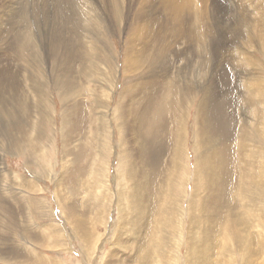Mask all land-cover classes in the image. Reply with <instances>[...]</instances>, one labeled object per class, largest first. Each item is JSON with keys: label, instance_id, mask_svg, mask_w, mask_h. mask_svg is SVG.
<instances>
[{"label": "rangeland", "instance_id": "1", "mask_svg": "<svg viewBox=\"0 0 264 264\" xmlns=\"http://www.w3.org/2000/svg\"><path fill=\"white\" fill-rule=\"evenodd\" d=\"M193 3L182 8L185 26L200 24L207 36L187 45L163 0H0V264H141L150 255L148 264H199L204 254L208 264L264 263V0ZM162 77L166 113L146 125L129 106ZM204 89L211 93L200 118ZM126 102L127 118L141 119L135 147L119 122ZM181 127L186 168L174 191L171 135ZM130 152L142 155L130 160ZM133 162L136 177L127 172ZM210 177L222 187L207 225L213 233L205 229L210 200H197ZM132 178H142L137 188L147 194L140 222L128 212ZM233 213L248 220L249 249L233 245L225 228ZM157 222L166 234L155 240ZM136 223L146 224L139 252ZM203 231L212 251L204 250Z\"/></svg>", "mask_w": 264, "mask_h": 264}, {"label": "bare ground", "instance_id": "2", "mask_svg": "<svg viewBox=\"0 0 264 264\" xmlns=\"http://www.w3.org/2000/svg\"><path fill=\"white\" fill-rule=\"evenodd\" d=\"M195 2H196V0H194ZM103 2V1H102ZM163 2H165V3H167V6L166 7H168L169 8V10H170V12L176 17V25H177V31H176V33H175V35H177V33H179V34H184L185 36H186V38H187V45H189L193 40H195L194 38L196 37V35L198 34V33H200L201 34V36L203 37L204 36V34H205V36H207V33H205V32H203L204 31V29H202V26H201V29H199V30H197L198 28H200V24L199 25H197V26H194L193 28H197L196 30L194 29V30H192L191 29V27H190V25L187 27V26H185V23L186 24H188L187 22H184L183 21V19L185 18H183V12H181L182 11V8L183 7H187V6H189L190 7V9H192V8H194V6H195V3H193V0H163ZM202 2V1H201ZM215 2V1H214ZM189 3V4H188ZM204 3L202 2V9H204L205 8V5H203ZM24 5V4H23ZM3 6V5H2ZM19 6V5H18ZM218 6V5H217ZM185 7V8H186ZM187 10V9H186ZM195 10V9H194ZM193 10V11H194ZM205 10V9H204ZM203 10V11H204ZM113 15V14H112ZM99 16H101V15H99ZM2 18V17H1ZM186 20V19H185ZM108 21V20H107ZM182 21H183V23H182ZM3 22V21H2ZM152 24V23H151ZM153 24H155L154 22H153ZM202 24V23H201ZM148 25V24H147ZM145 26V25H144ZM203 27H204V23H203ZM142 28L143 27H141V28H139V31H136L137 33H134V34H136L137 36L136 37H134V46L137 44V42L138 41H140L142 38H143V30H142ZM137 30V29H136ZM148 30H149V28H148ZM149 31H151V29L149 30ZM147 33H150V32H148L147 31ZM146 33V36L148 35ZM161 34V33H160ZM182 35H181V37H182ZM150 36V35H149ZM173 36V35H172ZM153 37V36H152ZM184 37V36H183ZM147 38V37H146ZM151 38V37H150ZM186 38H185V40H186ZM145 39V38H144ZM156 39V38H155ZM162 39V38H161ZM149 40V39H148ZM175 40L177 41L178 40V38L176 37L175 38ZM174 40V41H175ZM150 41V40H149ZM152 41V40H151ZM158 41V40H157ZM263 41H264V39H263ZM148 42V41H147ZM146 43V42H145ZM149 44V43H148ZM67 45L68 46H70V43L68 44L67 43ZM169 45V44H168ZM191 45V44H190ZM158 46H161V45H158ZM164 47H165V43H164ZM187 47V46H186ZM148 47H147V45H144V44H142V46H141V48L139 49L142 53L144 52V51H146V49H147ZM166 48V47H165ZM155 49H157V48H155ZM154 49V50H155ZM156 51V50H155ZM153 56V55H152ZM148 57V56H147ZM187 57V56H186ZM158 59H162V57H159ZM188 59V58H187ZM136 62V61H135ZM131 63V62H130ZM138 64H140V62H138L137 64H136V66H138ZM143 65V64H142ZM213 66V65H212ZM139 67V66H138ZM2 72V71H1ZM1 74V73H0ZM185 74V73H184ZM187 74V73H186ZM21 75V74H20ZM2 76V75H1ZM22 76V75H21ZM152 75H150V77H151ZM154 77V76H153ZM151 79V78H150ZM167 80H169L171 83H172V80H170L169 79V77H167ZM175 80V79H174ZM152 82L149 84V90L148 91H146V92H138V93H136V94H134V97H135V99H134V101L130 104V106H129V111L132 109V108H138L139 109V112H140V116L142 117L141 119H142V122H144L146 125L147 124H154V122L155 121H158V120H162V117L164 116V114L166 113V112H164V109H165V106H166V104H168L167 103V101L166 100H164V98H166V97H162L161 96V91H157V89L160 87H162V85H163V83L166 81L163 77L160 79V78H153V80H151ZM193 81V80H192ZM176 82V81H175ZM193 83V82H192ZM168 84V83H167ZM175 86V85H174ZM259 87H260V85H258ZM197 87V86H196ZM262 87V86H261ZM171 88H172V86H171ZM193 89L194 90H196L194 87H193ZM168 90V89H167ZM201 90V89H200ZM253 91V90H252ZM209 92L210 91H207V90H205L204 89V92H200V93H198L199 95H202L201 96V99H200V101L198 102V105H197V115H199V117L201 118H204L203 117V114H205V113H203L204 111H205V108L207 107V100H208V102H209V99H208V94H209ZM250 92V91H249ZM211 93V92H210ZM254 93V92H253ZM210 95V94H209ZM168 96H171V101H170V103H169V106H168V108L170 107L171 108V110L172 111H174V113H173V116H172V121H173V128L175 129V128H178L179 129V127H180V121H181V119H182V117H180L179 115H177V110H178V108H177V105H178V101H177V96H175V92L173 91V90H171L170 92H169V95ZM180 97L182 96V95H179ZM161 99V100H163V101H160L159 99ZM127 102H128V100H127ZM127 102L126 103H123V105L121 106V109L123 110V109H125L126 108V106H127ZM160 105H159V104ZM166 103V104H165ZM194 106V105H193ZM195 107V106H194ZM136 111H137V109H136ZM189 111V110H188ZM121 112L122 111H119L118 113H120V116H121V118L119 119L120 121L119 122H121V121H123L124 122V126H125V128H128V138H129V132H131V137L129 138L130 140H131V144H132V146H134L135 144L133 143V142H137L138 140H140L139 138H141L140 137V135H138V134H141V130H140V127H138L140 124H138V123H140V116H134L135 115V113H134V115H133V118L132 119H129V118H127V112H126V110H123V113L121 114ZM134 112V111H133ZM132 112V113H133ZM196 112V111H195ZM117 113V114H118ZM131 113V112H130ZM188 114V113H187ZM131 115V114H130ZM138 115V114H137ZM129 116V115H128ZM188 116V115H187ZM117 118H118V116H117ZM146 119V120H145ZM118 121V120H117ZM258 121V120H257ZM122 122V123H123ZM183 122H185V117H184V119H183ZM200 122H201V120H200ZM195 123V122H194ZM202 123H203V121H202ZM198 124V123H197ZM257 124V123H256ZM263 124V123H262ZM182 125V124H181ZM195 125V124H194ZM143 126V125H142ZM141 126V127H142ZM150 126V125H149ZM203 126V125H202ZM260 126V125H259ZM138 127V128H137ZM148 127V126H147ZM183 127V126H182ZM181 127V132H180V134L178 133L177 134V132H176V130L174 131V133H173V135H171L172 136V139H171V141H173V142H171V144H172V149L170 150V157H171V159H170V164L172 165V169H174V173L175 174H173V175H171L170 176V174H168V176H167V183H169V187L170 188H172V190H174V191H177V186H176V184H177V182L176 181H181V179H180V175L182 174V171L184 170V168H186V167H184L183 168V163H182V160L179 158V155H180V151H181V147L179 148V146L178 145H181V146H183V144H184V142H183V139H184V132L185 131H183V129L184 128H182ZM185 127V126H184ZM124 128V127H123ZM143 129V128H142ZM164 130H165V128H163ZM162 129V130H163ZM177 129V130H178ZM203 129H204V126H203ZM199 126L197 125V132H196V134H195V139L196 140H201L200 139V137H199ZM147 131V130H146ZM149 131V130H148ZM196 131V130H195ZM204 131H205V129H204ZM140 132V133H139ZM144 134V133H143ZM264 135V134H263ZM123 136V135H122ZM120 137V136H119ZM143 138V137H142ZM145 138V137H144ZM241 138V137H240ZM120 139V138H119ZM262 140V139H261ZM121 141H123V140H121ZM120 141V142H121ZM141 142H142V140H140ZM123 144V143H122ZM135 147V146H134ZM138 147V146H137ZM138 148H140V146L138 147ZM137 149V148H136ZM125 151H128L127 149H124ZM124 150H122V151H124ZM264 150V149H263ZM261 151V150H260ZM141 152V151H140ZM140 152H139V150H138V153L140 154ZM264 152V151H263ZM144 153V152H143ZM120 154V156H122L121 155V152L119 153ZM135 154H136V152H135ZM142 155V154H141ZM140 155V156H141ZM262 155V154H261ZM119 156V157H120ZM124 156V155H123ZM139 156V157H140ZM139 157L138 158H136V156H133L132 154H131V152H130V154H128V158H130V160H136V159H139ZM153 157V156H152ZM127 158V159H128ZM254 158H255V156H254ZM107 161V160H106ZM210 170L211 169H208V176H210L211 175V172H210ZM260 170V169H259ZM134 171H138V168H137V165L135 164V162H133L132 163V166H131V168H129V170L127 171V172H129L130 174H131V177H136V176H138V174H136V172H134ZM259 173H261V172H259ZM250 174V173H249ZM175 175H178L177 177L175 176ZM245 176H248V175H245ZM248 179V178H247ZM171 180H175V183L173 184L172 182H171ZM185 182H186V180H185ZM245 182H246V180H245ZM140 183H142V178L140 179V180H136L135 178H132V180H131V194L129 195V197H130V202H129V204L131 203L132 204V206H131V209L129 208V214L131 215V219L132 218H135V217H137V216H141L143 213H145V212H147V204H146V201H147V194L146 193H143V191L141 190V189H139V188H137L139 185H140ZM242 184H244V183H242ZM247 184V183H246ZM246 186V185H245ZM244 186V187H245ZM202 187H206L207 188V190L206 191H202L201 192V195H202V197L201 198H199V199H197L198 200V203H199V201L201 200H203V201H209L210 200V203H211V206L209 207V209H208V213L206 214V215H204V218H206L207 220H206V225H205V229L210 233V232H212L213 233V231H212V229L214 228V226L212 227V225H211V227L212 228H210V227H207V225L209 224L208 223V221H215V215H216V211H218V210H213L214 208H216L217 209V207H215L216 206V202H218L219 201V198H220V196L222 195L221 193H222V187H220V182H218V181H215V179L213 178V177H210L205 183H203L202 184ZM184 188V187H183ZM221 188V189H220ZM151 189V188H150ZM163 192V191H162ZM184 192V191H183ZM159 193L161 194V192L159 191ZM117 194V193H116ZM243 194V193H242ZM185 195V194H184ZM243 196H245L244 194H243ZM243 196H242V198H243ZM128 197V198H129ZM187 198H188V196H186ZM251 197H252V195H251ZM181 199V198H180ZM179 199V200H180ZM185 200V199H184ZM181 201V200H180ZM190 201V200H189ZM179 203H181V202H179ZM184 203V202H183ZM182 203V204H183ZM186 203V202H185ZM191 203V202H190ZM127 204H128V201H127ZM130 204V205H131ZM180 205V204H179ZM191 205H192V203H191ZM144 207V210H143V208L142 207ZM192 207V206H191ZM191 207H189V208H191ZM245 207V206H244ZM188 208V210H186L185 211V213L187 212V213H190V212H188L190 209ZM193 208V207H192ZM218 209H220V206L218 205ZM230 209V208H229ZM247 210V209H246ZM67 211V210H66ZM71 212H72V210H70ZM191 211V210H190ZM68 212V211H67ZM211 213V214H210ZM235 213V212H234ZM233 213V214H234ZM238 213V212H237ZM233 214H230L228 217L229 218H231V220L229 219V225H225L226 227L225 228H228L229 230V232L230 233H232L233 235H232V240L231 241H233V245H235V246H239V247H242V248H248L249 249V246L253 243L252 242V238H253V236L249 233V232H247V231H245V229L244 228H242V225L244 226V223L246 224V222L248 221H246L245 220V217L243 218V219H241V217H236L235 216V214L233 215ZM182 215V214H181ZM184 215V214H183ZM187 215V214H186ZM210 215V216H209ZM185 216V215H184ZM243 216V215H242ZM183 217V216H182ZM162 220V219H161ZM161 220H160V222H161ZM251 220V219H250ZM134 221H138V222H140V220H138V219H136L135 218V220H133V222ZM74 222H76V224H80L81 225V227H82V230L84 231L85 230V232H84V235H85V237H87V241L85 240V242H87V243H90L91 241H92V237H89V235H88V231H87V228L83 225V221H78L77 219L74 221ZM125 225H128V223L126 222V223H124ZM119 225V224H118ZM146 224H142L141 226H137V223H136V226L133 228V230H134V235L135 236H131L132 238V240H135V243H136V246H135V251H137V252H139V250H141V246H142V239H141V236L142 235H139V231H140V229H141V227H144ZM177 225V231H179L180 230V226H178V224H176ZM129 226V225H128ZM157 226L159 227V226H161V227H159V229H158V231H157V235H158V238L157 239H155V240H158V239H160L161 237L159 236L160 234H166V232H165V229L163 228V225H161V224H159L158 222H157ZM246 226V225H245ZM76 227V226H75ZM80 227V228H81ZM124 227V226H123ZM164 230H163V229ZM247 228V227H246ZM174 229V228H173ZM81 230V229H80ZM247 230V229H246ZM202 231V230H201ZM257 231V230H256ZM174 232V231H173ZM176 233V232H175ZM156 234V230H152V232H151V235H152V240H151V242H150V244H149V246H147V248L149 249V250H151V248H153V241H154V238H155V235ZM201 234H204L203 235V237H204V240H203V244H204V250L206 251V252H208V251H212V249H211V245H210V243L212 242V243H214L213 241V238L212 237H209L208 236V234H206V232H201ZM180 234L178 233V235H177V238L175 239V242L178 240V236H179ZM231 235V234H230ZM173 237H175V235L173 236ZM173 237L171 238V239H173ZM248 237H249V239L250 240H248ZM181 240H179V242H180ZM222 243V242H221ZM172 243H169L168 242V245H171ZM180 244V243H179ZM217 244H219V241L217 242ZM221 245V244H220ZM257 245V244H256ZM255 245V246H256ZM225 246V245H224ZM223 246V247H224ZM259 247V246H258ZM261 247V246H260ZM259 247V248H260ZM161 249H163L162 247H160ZM225 248V247H224ZM154 249V248H153ZM262 249V248H261ZM174 250V249H173ZM245 250V249H244ZM225 251H226V249H225ZM246 251V250H245ZM151 252H152V250H151ZM205 252V253H206ZM174 253V252H173ZM111 255V254H110ZM177 255V254H176ZM173 256V255H172ZM178 256V255H177ZM150 257H151V255L149 256V258H147V260H144V258L141 260H139V263H141V264H148L149 262H150ZM232 259V258H231ZM236 259V258H235ZM242 259H243V256H242ZM252 259V258H251ZM196 262H200L199 264H208L207 263V259H206V255L204 254V257L203 258H199ZM237 262V261H236ZM256 264H260L258 261H256L255 262ZM109 264H111V262L109 263ZM198 264V263H197ZM261 264H264V263H261Z\"/></svg>", "mask_w": 264, "mask_h": 264}]
</instances>
